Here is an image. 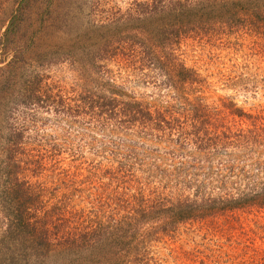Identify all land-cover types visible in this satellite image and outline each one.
<instances>
[{
	"label": "rangeland",
	"instance_id": "obj_1",
	"mask_svg": "<svg viewBox=\"0 0 264 264\" xmlns=\"http://www.w3.org/2000/svg\"><path fill=\"white\" fill-rule=\"evenodd\" d=\"M92 1L99 10H124L132 0ZM169 46L197 73V82L178 94L157 68L138 71L122 61L104 65L128 98L180 116L175 125L150 131L123 117L96 121L83 112L57 117L43 110L30 126L23 140L27 151L19 156H32L33 171L25 174L41 190L62 242L71 227L118 218L132 203L236 195L264 184V168L257 166L264 146L222 147L218 140L203 150L195 144L196 138L208 144L217 132L246 133L253 123L264 127V39L245 26L220 27L189 31ZM93 71L69 61L42 68L64 97L101 91ZM143 230L149 229L139 227L137 237ZM147 236L139 247L148 264H264V206L194 216Z\"/></svg>",
	"mask_w": 264,
	"mask_h": 264
},
{
	"label": "trees",
	"instance_id": "obj_2",
	"mask_svg": "<svg viewBox=\"0 0 264 264\" xmlns=\"http://www.w3.org/2000/svg\"><path fill=\"white\" fill-rule=\"evenodd\" d=\"M244 26L264 39V0H132L124 10H99L92 0H0V264H148L139 247L148 234L206 213L264 206V184L236 195L170 204L147 199L132 203L118 218L71 227L62 242L41 190L25 174L33 171L32 156H19L25 155L23 140L43 110L57 117L83 112L96 121L123 117L150 131L175 125L176 113L151 111L128 98L104 62L122 61L138 71L157 68L178 94L180 87L197 82V73L168 44L189 31ZM61 61L92 67L102 90L64 97L42 72ZM253 124L240 135L217 132L208 144L196 138V147L205 150L218 140L222 147L264 146V127ZM260 165L264 168L263 160ZM141 226L149 230L137 237Z\"/></svg>",
	"mask_w": 264,
	"mask_h": 264
}]
</instances>
